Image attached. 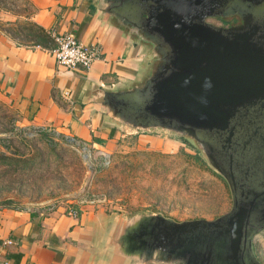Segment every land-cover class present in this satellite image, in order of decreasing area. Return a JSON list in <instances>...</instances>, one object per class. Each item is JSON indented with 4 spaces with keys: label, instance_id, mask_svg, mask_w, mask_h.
<instances>
[{
    "label": "water",
    "instance_id": "obj_1",
    "mask_svg": "<svg viewBox=\"0 0 264 264\" xmlns=\"http://www.w3.org/2000/svg\"><path fill=\"white\" fill-rule=\"evenodd\" d=\"M259 1L254 0L246 32H223L203 21L229 0L142 2L167 63L140 88L104 92L108 100L101 108L132 129H172L196 139L207 164L228 185L232 206L212 221H161V230L154 225L157 216H137L131 229L116 236L124 256H139L140 239L199 249V264H259L250 250L254 234L264 227V4Z\"/></svg>",
    "mask_w": 264,
    "mask_h": 264
},
{
    "label": "crops",
    "instance_id": "obj_2",
    "mask_svg": "<svg viewBox=\"0 0 264 264\" xmlns=\"http://www.w3.org/2000/svg\"><path fill=\"white\" fill-rule=\"evenodd\" d=\"M113 2L7 0L0 5V96L23 125L65 132L102 150L117 137L113 122L120 123L101 108L100 102L108 100L104 92L140 88L156 69L149 61L153 50L146 49L132 29L120 25ZM30 28L41 34L31 37ZM51 33L97 45L99 60L87 72L55 66L49 53ZM43 34L49 40L45 44L40 41ZM62 211L0 208V262L139 264V256H124L116 241L135 223H118L88 207H80L76 219Z\"/></svg>",
    "mask_w": 264,
    "mask_h": 264
},
{
    "label": "rangeland",
    "instance_id": "obj_3",
    "mask_svg": "<svg viewBox=\"0 0 264 264\" xmlns=\"http://www.w3.org/2000/svg\"><path fill=\"white\" fill-rule=\"evenodd\" d=\"M28 33L40 35L34 28ZM113 124L117 137L102 150L65 132L23 125L0 96V208L47 213L75 203L125 224L141 215L180 223L229 212L228 185L196 139L172 129ZM250 250L264 264V230L253 236Z\"/></svg>",
    "mask_w": 264,
    "mask_h": 264
},
{
    "label": "flooded vegetation",
    "instance_id": "obj_4",
    "mask_svg": "<svg viewBox=\"0 0 264 264\" xmlns=\"http://www.w3.org/2000/svg\"><path fill=\"white\" fill-rule=\"evenodd\" d=\"M113 1V7L117 14L116 19L121 23L120 25L132 29V32L136 35L135 38L138 39L144 47H147L146 49L153 50L149 61L152 69L159 70L167 63V58L162 57L159 53L162 42L158 35L147 26V12L149 10L147 7L142 6V2L145 0H132L137 4L136 7L139 5L137 9L130 5L132 4L131 0ZM253 3L254 0H229L223 7L206 16L203 21L223 32H246L250 30L252 26L251 12L254 7ZM259 3L263 5L264 0H260ZM164 220L167 221L169 219H154L156 229L158 227L159 230H161V221ZM174 223L176 224L177 222ZM262 230H264V227L257 230L254 236ZM180 244H182V242H180ZM137 247L142 250L137 258L139 264H146L148 261L153 264H199L202 260L201 254L199 253L201 251H199V249L194 251L187 248L184 249V246H176V248L172 249L159 241L155 242L152 240L144 243L140 241V239L138 240Z\"/></svg>",
    "mask_w": 264,
    "mask_h": 264
},
{
    "label": "built area",
    "instance_id": "obj_5",
    "mask_svg": "<svg viewBox=\"0 0 264 264\" xmlns=\"http://www.w3.org/2000/svg\"><path fill=\"white\" fill-rule=\"evenodd\" d=\"M53 46L49 53L55 66L69 72H87L99 60V48L95 44L84 45L69 34H50ZM61 208L66 217L76 219L79 217L80 208L75 203L67 204ZM57 208V209H58ZM53 207L47 209L52 212ZM9 242H7L8 244ZM0 264H5L1 263Z\"/></svg>",
    "mask_w": 264,
    "mask_h": 264
},
{
    "label": "trees",
    "instance_id": "obj_6",
    "mask_svg": "<svg viewBox=\"0 0 264 264\" xmlns=\"http://www.w3.org/2000/svg\"><path fill=\"white\" fill-rule=\"evenodd\" d=\"M41 34V33H40ZM40 41L42 42V43H46V42H49V40H48V38L46 37V35L45 34H43L42 35V37H40ZM222 178V177H221ZM223 179V178H222Z\"/></svg>",
    "mask_w": 264,
    "mask_h": 264
}]
</instances>
